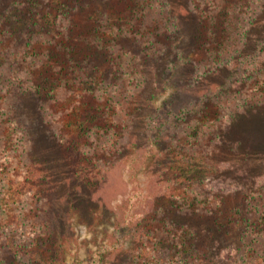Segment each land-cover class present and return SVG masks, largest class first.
Listing matches in <instances>:
<instances>
[{
  "label": "trees",
  "instance_id": "obj_1",
  "mask_svg": "<svg viewBox=\"0 0 264 264\" xmlns=\"http://www.w3.org/2000/svg\"><path fill=\"white\" fill-rule=\"evenodd\" d=\"M262 116L264 0H0V261L69 264L44 128L77 185L136 170L72 264H264Z\"/></svg>",
  "mask_w": 264,
  "mask_h": 264
},
{
  "label": "rangeland",
  "instance_id": "obj_2",
  "mask_svg": "<svg viewBox=\"0 0 264 264\" xmlns=\"http://www.w3.org/2000/svg\"><path fill=\"white\" fill-rule=\"evenodd\" d=\"M171 92L172 89H168L161 94L157 100V105H163L162 103ZM250 122V128L256 132L260 140L264 141V116L257 117ZM37 141V150L41 158L50 167L57 195L60 198L57 213H60L62 219L66 220L68 232L74 235L71 248L68 251L67 262L72 264L76 259L85 260L90 257L92 251L98 249L99 244L114 241L111 237L115 229L114 222L119 215V206L129 197L134 188L136 175L133 174L136 170L128 161L126 165H122L111 172L110 181L104 188L94 191L71 181L57 146L44 128L39 129ZM138 178L141 185L145 186L147 175L143 166L140 167ZM69 205L77 207L71 215H67ZM79 209L83 213L79 212ZM92 210H95V214L101 217L99 220H94ZM120 240L116 243L121 245L123 242V249L125 250L135 247L134 238L131 236H123V239L120 237ZM118 262L122 263V260ZM0 264L3 263L0 261Z\"/></svg>",
  "mask_w": 264,
  "mask_h": 264
}]
</instances>
